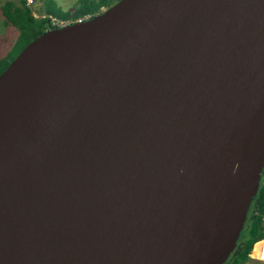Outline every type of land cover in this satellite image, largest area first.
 <instances>
[{
	"label": "water",
	"instance_id": "95a60500",
	"mask_svg": "<svg viewBox=\"0 0 264 264\" xmlns=\"http://www.w3.org/2000/svg\"><path fill=\"white\" fill-rule=\"evenodd\" d=\"M264 159V0H119L0 73V264H224Z\"/></svg>",
	"mask_w": 264,
	"mask_h": 264
},
{
	"label": "trees",
	"instance_id": "16d2710c",
	"mask_svg": "<svg viewBox=\"0 0 264 264\" xmlns=\"http://www.w3.org/2000/svg\"><path fill=\"white\" fill-rule=\"evenodd\" d=\"M16 1L17 2L6 0L2 3L0 5V15L3 18V24L10 25L17 31L15 46L21 44L20 50L16 53L18 54L29 42L48 30V26L50 24L52 25L50 19L62 22L70 19V17L75 19L88 16L91 15L87 14L88 12H98L101 7H106L115 0H79V11L81 12L78 14L79 16H75L77 11L75 10L73 11L74 15L63 12L59 14L58 17L46 15L39 20H35L32 17L26 5V0ZM54 26H56V24H54ZM7 65L8 64L3 65L0 73ZM261 177L263 180V175H261ZM262 180L258 186L254 203L252 202V208L251 210L249 209V213H247L236 247L224 264H260L250 260L249 255L252 250L255 255L260 246L264 245V243L257 244V242L264 240V186H262Z\"/></svg>",
	"mask_w": 264,
	"mask_h": 264
},
{
	"label": "rangeland",
	"instance_id": "374dc122",
	"mask_svg": "<svg viewBox=\"0 0 264 264\" xmlns=\"http://www.w3.org/2000/svg\"><path fill=\"white\" fill-rule=\"evenodd\" d=\"M5 1L6 0H0V5L4 3ZM13 1L17 2L16 0H12V2ZM93 1H96V0H93ZM118 1L119 0H115L110 5L108 4L109 6L107 5L106 7H101L98 12H88L87 14H91L88 16H84L81 18H75V19L70 17V19H67L62 22H58V21L50 19V23H52L53 25L54 24L67 25L73 22H77V21L86 19L90 16L96 15L104 11L105 9L112 6ZM26 5L28 6V9L30 10L32 17L35 20H39L46 15H50V17L51 16L58 17V15L63 12H68L69 15H74L73 11L75 10H77L75 16H79L78 14L81 13L79 11V8H80L79 0H26ZM16 39H17V31L15 30V28H13L10 25L3 24V18L0 15V70L2 69L4 64H8L11 60H13L15 56L17 55L16 53L20 50L19 48L21 47V44L18 46L17 45L15 46ZM261 180H262V177H260L259 184ZM253 203H254V200H253ZM253 203L250 206V210L252 208ZM261 249H264V245L260 246V248L257 250L255 255L259 253L257 256L262 259L264 255H262L263 251ZM252 261L257 262L255 260H252ZM257 263H260V262H257Z\"/></svg>",
	"mask_w": 264,
	"mask_h": 264
},
{
	"label": "built area",
	"instance_id": "2783aa9c",
	"mask_svg": "<svg viewBox=\"0 0 264 264\" xmlns=\"http://www.w3.org/2000/svg\"><path fill=\"white\" fill-rule=\"evenodd\" d=\"M261 175H263L262 186H264V159H263V169L261 171ZM261 243L263 244L264 243V240H261V241L257 242V244H261ZM261 250L263 251V254L262 255H264V249H261ZM257 255H254L253 254V250H252L251 253H250V255H249V259L250 260H255V261H258V262L264 264V256L261 259Z\"/></svg>",
	"mask_w": 264,
	"mask_h": 264
},
{
	"label": "flooded vegetation",
	"instance_id": "af4514ba",
	"mask_svg": "<svg viewBox=\"0 0 264 264\" xmlns=\"http://www.w3.org/2000/svg\"><path fill=\"white\" fill-rule=\"evenodd\" d=\"M52 27H54V25H51V24H50V25L48 26V29H50V28H52Z\"/></svg>",
	"mask_w": 264,
	"mask_h": 264
},
{
	"label": "clouds",
	"instance_id": "9594fccd",
	"mask_svg": "<svg viewBox=\"0 0 264 264\" xmlns=\"http://www.w3.org/2000/svg\"><path fill=\"white\" fill-rule=\"evenodd\" d=\"M53 25V24H52ZM56 26H62V25H56ZM260 177H261V175H260ZM259 186V185H258ZM258 262V261H257Z\"/></svg>",
	"mask_w": 264,
	"mask_h": 264
}]
</instances>
